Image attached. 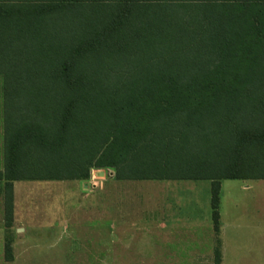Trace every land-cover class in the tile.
Instances as JSON below:
<instances>
[{
  "label": "trees",
  "instance_id": "1",
  "mask_svg": "<svg viewBox=\"0 0 264 264\" xmlns=\"http://www.w3.org/2000/svg\"><path fill=\"white\" fill-rule=\"evenodd\" d=\"M0 75L9 227L20 181H211L217 229L264 180V0H0Z\"/></svg>",
  "mask_w": 264,
  "mask_h": 264
},
{
  "label": "crops",
  "instance_id": "2",
  "mask_svg": "<svg viewBox=\"0 0 264 264\" xmlns=\"http://www.w3.org/2000/svg\"><path fill=\"white\" fill-rule=\"evenodd\" d=\"M5 140L4 77L0 75V171L4 168ZM93 172L89 180L79 182L85 185L87 191L98 186L106 193L103 198L105 202L100 205L102 219L77 215L63 218L61 214L68 209L67 203H51L63 188L49 184H23L69 181H20L14 183L13 214L9 227L3 195L5 184L0 182L3 197L0 221L8 235H0V259L5 264H217L219 257V264H225L230 249L236 257L238 248H241L237 244L247 242L248 258L254 259L256 257L250 249L253 251L256 247L253 244L264 242V180H229L242 182L241 193L248 196L253 193L245 200H240V195L234 194L231 204V228L234 233L231 238L235 245L229 247L230 241L223 230L221 200L222 182L228 180L221 181L220 219L216 229L211 181V216L201 218L199 205L187 202L189 194L188 200L183 193H174V196L169 193L170 199L162 195L165 189L171 191L172 182L201 181H128L118 180L116 172L112 170L97 171L94 176ZM137 182H167V186L151 184L143 193V188L139 189ZM139 192L141 194L137 195ZM36 193L42 201H21L26 194ZM255 196L260 198L253 213L248 211L249 208L246 210L248 212H243L244 202L247 204L250 197ZM87 207L92 213L99 210V205L90 204ZM79 208L76 207L77 213ZM85 215L91 216L89 212ZM8 245L12 261L6 260Z\"/></svg>",
  "mask_w": 264,
  "mask_h": 264
},
{
  "label": "rangeland",
  "instance_id": "3",
  "mask_svg": "<svg viewBox=\"0 0 264 264\" xmlns=\"http://www.w3.org/2000/svg\"><path fill=\"white\" fill-rule=\"evenodd\" d=\"M0 166H1V159H0ZM93 176L97 171H110L108 169H95L93 170ZM222 193H221V200H222V211H223V230H224V235L225 237L230 241L228 242L229 247H231V244H233V240L231 236L233 235L234 232H232L231 224L233 222L232 219V212H231V204H232V199H234V196L237 194L240 195L239 199H247L249 196H252L253 193H251L249 196L248 194L241 193L240 187L242 182L241 181H223L222 182ZM29 186H42L45 184H49L51 186H56V188H63V190L59 191V194L55 196L54 199L51 200V203H59V202H66L68 205V209H66L65 212H63L61 215L63 218H74L77 216H81L82 218H99L102 219V211H101V206L104 204V192L99 190V187H91L90 190L85 189V185H83L82 182L79 181H69V182H35V183H23ZM137 187L143 188V193H146V189H148L151 184H160V186H167V182H160V183H152V182H137ZM169 184V183H168ZM170 184H173L170 188L171 191H168L167 189L164 190L163 196L166 198L167 196L168 199L172 198L169 193L174 196V193H183L185 194V199L188 200V194H189V201L187 202H193L199 205V215L201 218H206L210 215V187H211V182L210 181H201V182H172ZM255 186V185H254ZM2 185L0 184V188ZM256 188V187H255ZM254 188V189H255ZM150 189V188H149ZM256 190V189H255ZM175 191V192H173ZM142 193V194H143ZM33 194V193H32ZM28 195L26 194L22 198L23 201L27 202H38L42 201V198H39L40 195L37 193L34 195ZM141 194L140 192L137 194ZM235 194V195H234ZM187 195V196H186ZM260 197L255 196L254 198L250 197V200H248V203L243 204L242 210L243 212H248V211H253L257 207V203ZM167 199V200H168ZM104 201V202H103ZM99 205V210L96 209L94 210V213L90 212L88 210V205ZM3 205V197L0 194V207ZM83 207V210L81 211L80 209ZM76 207L79 208V212H76ZM249 208L248 211H246ZM89 212L91 216L87 217L85 214ZM77 215V216H76ZM211 216V215H210ZM1 219V218H0ZM245 231V228L243 232ZM0 235L6 237L7 231L6 228L4 227V224L0 221ZM236 246H239L241 248H238V252L236 257H234L231 254V249L229 250L228 256L225 259V264H264V257L262 252V249L264 248V242L261 243V241L257 244H253V247L255 249L251 252L254 254V259L248 258L249 253H247L246 248L247 242H241L237 244ZM0 264H5L4 260L0 259Z\"/></svg>",
  "mask_w": 264,
  "mask_h": 264
}]
</instances>
